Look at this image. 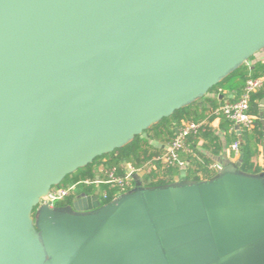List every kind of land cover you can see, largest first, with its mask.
<instances>
[{
    "label": "water",
    "instance_id": "obj_1",
    "mask_svg": "<svg viewBox=\"0 0 264 264\" xmlns=\"http://www.w3.org/2000/svg\"><path fill=\"white\" fill-rule=\"evenodd\" d=\"M263 49L264 0H0V264H264V166L228 153L207 179L40 203Z\"/></svg>",
    "mask_w": 264,
    "mask_h": 264
},
{
    "label": "trees",
    "instance_id": "obj_2",
    "mask_svg": "<svg viewBox=\"0 0 264 264\" xmlns=\"http://www.w3.org/2000/svg\"><path fill=\"white\" fill-rule=\"evenodd\" d=\"M254 60L255 57H252L224 81L214 86L204 98L175 111L172 116L162 119L144 131L142 135L137 136L127 146L98 157L92 164L68 175L60 186L94 177L102 168L116 166L123 172L126 165L145 171L142 181L146 186L163 185L175 181L179 171L178 166L165 167L159 160L164 148L158 147L155 143L165 146L167 142L173 139L177 129L185 121L202 124L199 133L190 136L188 139L191 152L182 155L185 160L189 161L187 178L200 180L213 176L215 172L211 171L208 165L215 162L205 151L218 156L222 151H228L236 141H240L242 145V169L248 172L254 171L253 159L258 153L259 146L264 142V104L262 105L264 85L251 94L250 112L255 116V125L252 129H244L239 134L230 120L223 114L218 116L215 113V110L226 102L225 99L221 98L223 91L237 92V97L234 99L236 100L242 94L248 79L259 78L264 75V61ZM219 89L222 91L219 92ZM216 119L219 120V125L214 128L212 123ZM219 130H223L224 134L220 135ZM202 172H205L203 177L200 176ZM100 190L107 193V198L104 200L106 203L116 197L118 188L104 184ZM85 191L92 192L93 189L86 188ZM70 203L71 199L68 198L60 205Z\"/></svg>",
    "mask_w": 264,
    "mask_h": 264
},
{
    "label": "built area",
    "instance_id": "obj_3",
    "mask_svg": "<svg viewBox=\"0 0 264 264\" xmlns=\"http://www.w3.org/2000/svg\"><path fill=\"white\" fill-rule=\"evenodd\" d=\"M263 85L264 75L259 78L248 79L239 98L233 101H226L215 110V113L218 116L223 114L234 124V129H237V127L240 130L252 129L255 125V116L250 112L251 94ZM221 91L222 89H219V92ZM201 125L193 121H185L179 126L176 135L165 144L163 153L159 157V160L165 167L178 166L181 171L188 170L189 161L185 160L182 155L191 152L188 139L190 136L199 133ZM228 152L233 157H241V142H234L228 149ZM208 168L219 171L221 165L215 162L209 164ZM140 171H143V169H137L130 165L124 166L123 172L116 166L102 168L94 177H88L70 182L67 185L54 187L40 203H48L51 206H56L68 198L73 201L78 194L87 192L85 191L86 188H92L93 191L87 193L98 194L102 203H104V200L107 198V193L100 190L102 185L107 184L117 187V197L134 186V175Z\"/></svg>",
    "mask_w": 264,
    "mask_h": 264
},
{
    "label": "crops",
    "instance_id": "obj_4",
    "mask_svg": "<svg viewBox=\"0 0 264 264\" xmlns=\"http://www.w3.org/2000/svg\"><path fill=\"white\" fill-rule=\"evenodd\" d=\"M264 61V49L263 50H261L260 52H258L257 54H256V56H255V60L254 61ZM237 97V92H235V91H223V94L221 95V98H223V99H225V101H231V100H234L235 98ZM212 125L214 126V128H217L218 127V125H219V120L218 119H216L213 123H212ZM237 132H238V130L237 129H235ZM241 132H242V130H241ZM219 134L220 135H223L224 134V131L223 130H219ZM158 147L160 146V147H162V148H164V146L162 145V144H160V143H155ZM205 153H207L208 154V156L214 161V162H216V163H218V164H220V156L222 155V154H226V153H228V155L230 156V159L232 160V161H236V160H238V159H240L241 157H233V156H231L230 154H229V152L228 151H222L218 156H215V155H211V153H208L207 151H205ZM253 164H254V167H253V170L254 171H252V172H259V171H261L262 170V167L264 166V142H263V144L262 145H260L259 146V148H258V153H257V155L254 157V159H253ZM211 171H214L215 173L217 172V171H215V170H211ZM214 173V174H215ZM187 175H188V170L187 171H181V170H179L178 171V175H176V178H175V180H179V179H181V178H186L187 177ZM200 176L201 177H203V176H205V172H202V173H200Z\"/></svg>",
    "mask_w": 264,
    "mask_h": 264
},
{
    "label": "rangeland",
    "instance_id": "obj_5",
    "mask_svg": "<svg viewBox=\"0 0 264 264\" xmlns=\"http://www.w3.org/2000/svg\"><path fill=\"white\" fill-rule=\"evenodd\" d=\"M255 56H256V55H255ZM255 56H254V57H255Z\"/></svg>",
    "mask_w": 264,
    "mask_h": 264
}]
</instances>
